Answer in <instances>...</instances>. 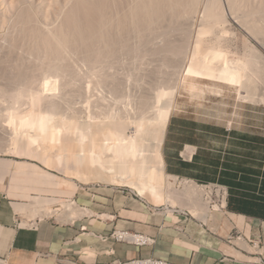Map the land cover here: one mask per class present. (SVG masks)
Masks as SVG:
<instances>
[{"label":"rangeland","instance_id":"374dc122","mask_svg":"<svg viewBox=\"0 0 264 264\" xmlns=\"http://www.w3.org/2000/svg\"><path fill=\"white\" fill-rule=\"evenodd\" d=\"M81 1L0 0V154L37 160L59 182L55 196H50L56 198L32 196L30 204L34 197L45 199L43 210L52 209L49 216L65 222L63 202L67 200L58 195L77 188L89 201L88 209L117 214L130 226L141 228L148 212L165 211L168 219L179 214L205 224L213 236L241 252L242 258L256 256L248 245L245 249L235 245L239 233L231 230L235 217L226 213L224 201L222 208L215 205L217 211L212 210L211 188L164 172L161 145L181 91L195 106H212V101L224 99L237 106H264V42H259L264 37L258 40L250 30L252 20V24L264 22L259 20L264 17V0ZM77 27L84 33L91 30L95 40L92 34V42L85 39L89 32L80 37ZM234 61L241 63L239 68L255 86L248 96L240 82L231 79L228 63ZM194 68L210 72L204 70L198 76ZM79 117L84 129L70 135L74 130L70 122ZM143 171L146 177L139 179ZM127 181L145 182V191L139 193ZM100 204H108L111 212ZM31 206L34 212L26 208L20 214L24 224L30 217L45 214Z\"/></svg>","mask_w":264,"mask_h":264},{"label":"crops","instance_id":"0c3cea01","mask_svg":"<svg viewBox=\"0 0 264 264\" xmlns=\"http://www.w3.org/2000/svg\"><path fill=\"white\" fill-rule=\"evenodd\" d=\"M187 97L184 91L180 92L166 124L161 145L164 172L176 178L225 187L226 213L235 217L231 230L237 229L246 238H261L264 235V106H237L232 100L224 99L203 107L195 106ZM56 184L59 182L54 174L39 161L0 154L1 261L111 264L115 260L152 256L172 264H254L256 259L247 255L242 258L241 252L222 243L204 228L205 224L179 214L178 218L168 219L165 211L160 215L148 212L141 228L117 219V214H106L102 209L94 212L90 208V214L64 218L65 222L49 215H37L24 224L21 212L26 208L34 212L31 197L56 198L50 197L55 196ZM58 196L85 204L81 207L90 206L77 188L64 189ZM100 206L111 212L108 204ZM118 228L144 234L151 241L136 244L117 240L112 233Z\"/></svg>","mask_w":264,"mask_h":264},{"label":"bare ground","instance_id":"6f19581e","mask_svg":"<svg viewBox=\"0 0 264 264\" xmlns=\"http://www.w3.org/2000/svg\"><path fill=\"white\" fill-rule=\"evenodd\" d=\"M86 1V0H85ZM84 1V2H85ZM81 2H83V0L81 1ZM88 2V1H87ZM94 3V2H93ZM78 4V3H77ZM76 4V5H77ZM83 4V3H82ZM261 5H262V2H261ZM95 6V5H94ZM81 7V6H80ZM96 7V6H95ZM94 7V8H95ZM261 7V6H260ZM264 7V6H263ZM71 8V7H70ZM73 8V7H72ZM262 8V7H261ZM76 9V8H75ZM97 9V8H96ZM95 9V10H96ZM99 9V8H98ZM264 10V9H263ZM71 11V10H70ZM78 11V10H77ZM77 11H75V13H77ZM102 11V10H101ZM260 11V10H259ZM79 12V11H78ZM82 12V11H81ZM68 13V12H67ZM74 13V15H76ZM84 13V12H83ZM100 13V12H99ZM253 13H256V12H253ZM103 14H105V13H103ZM261 14V13H260ZM264 14V13H263ZM78 15V14H77ZM83 16V15H82ZM249 16V15H248ZM261 16H262V14H261ZM77 17V16H76ZM87 17H89V16H87ZM91 17V16H90ZM110 17V16H109ZM133 17V16H132ZM220 17V16H219ZM218 17V18H219ZM258 17V16H257ZM71 18V17H70ZM78 18L80 19V15L78 16ZM85 18V17H84ZM103 18V17H102ZM101 18V19H102ZM124 18H125V16H124ZM123 18V19H124ZM248 18V17H247ZM75 19V18H74ZM82 19V18H81ZM92 19V18H91ZM251 19V18H250ZM69 20V19H68ZM83 20V19H82ZM131 20V19H130ZM129 20V21H130ZM256 20V19H255ZM259 20H263L264 21V17H263V19H260L259 18ZM78 21V20H77ZM87 21V20H86ZM93 21V20H92ZM95 21V20H94ZM119 21V20H118ZM132 21V20H131ZM88 22V21H87ZM128 22V21H127ZM137 22V21H136ZM250 22V21H249ZM252 22H253V20L251 21V25H253L252 27H251V29L250 30H252L251 32H248V33H251V34H253L254 36H255V38L257 37V39L259 40V36L261 37H264V22H262V23H260L261 21H257L258 23H260V24H258L256 21V23H253L252 24ZM79 23H81V21H79ZM86 23V22H85ZM121 23V22H120ZM68 24V23H67ZM70 24V23H69ZM131 24H132V22H131ZM209 24V23H208ZM66 25V24H65ZM93 25H95V23L93 24ZM115 25V24H114ZM124 25V24H123ZM248 25V24H247ZM67 26V25H66ZM97 26V25H96ZM100 26V25H99ZM206 26H207V24H206ZM244 26H245V22H244ZM110 27V26H109ZM212 27V26H211ZM246 27V26H245ZM78 29H79V27H77ZM81 28V27H80ZM104 28V27H103ZM117 28V27H116ZM115 28V29H116ZM119 28V27H118ZM248 28V27H247ZM100 29H102V28H100ZM120 29V28H119ZM249 29V28H248ZM80 30V29H79ZM78 30V31H79ZM107 30V29H106ZM121 30V29H120ZM119 30V31H120ZM127 30V29H126ZM247 30V29H246ZM74 31V30H73ZM77 31V32H78ZM82 31V33H84L83 32V30H80V32ZM91 30H89L88 29V31L86 30L85 32H89V35L87 34V33H84V34H82V33H80L79 34V32H78V34L80 35V37H82V38H84V35H86V37H85V39L88 37L89 39H90V35L93 33L92 31V33L90 32ZM108 31H110V30H108ZM118 31V30H117ZM71 32H72V30H71ZM76 32V33H77ZM97 32L99 33V30L97 29ZM113 32V31H112ZM121 32V31H120ZM184 32V31H183ZM191 32V31H190ZM116 33V32H115ZM125 33V32H124ZM187 33H188V31H187ZM77 34V35H78ZM121 34V33H120ZM93 36H92V38L96 35H94V34H92ZM118 35V34H117ZM161 35V34H160ZM76 36V35H75ZM103 36V34L101 35V37ZM106 36H108L107 34H106ZM68 37V36H67ZM71 37V36H70ZM97 37V36H96ZM95 37V38H96ZM121 37H123L122 35L120 36V39H122ZM261 37V38H262ZM63 38H65L64 36H63ZM92 38L90 39L91 40V42L93 41V40H95L94 38H93V40H92ZM110 38H111V35H110ZM182 38V37H181ZM89 39H87V40H89ZM97 39V38H96ZM147 39H148V37H147ZM147 39H145V40H147ZM253 39H254V37H253ZM64 40V39H63ZM89 40V41H90ZM98 40V39H97ZM106 40V39H105ZM111 40V39H110ZM117 40V39H116ZM257 40V41H258ZM76 40H74V42H75ZM107 41V40H106ZM141 41V40H140ZM185 41V40H184ZM65 42H67V40L65 41ZM73 42V41H72ZM71 42V43H72ZM77 42H79V41H77ZM91 42H90V44H91ZM109 42H111V41H109ZM108 42V43H109ZM114 42V41H113ZM118 42V41H117ZM116 42V43H117ZM144 42V41H143ZM259 42H262V44H263V42H264V40L262 41V39H261V41L259 40ZM95 43H96V41H95ZM126 43H128L127 41H126ZM78 44V43H77ZM81 44V43H80ZM110 44V43H109ZM130 44V43H129ZM260 44V43H259ZM261 44V45H262ZM74 45V44H73ZM92 45V44H91ZM105 45V44H104ZM107 45V44H106ZM141 45V44H140ZM94 46H95V44H94ZM108 46V45H107ZM42 47V46H41ZM104 47V46H103ZM106 47V46H105ZM135 47H137V46H135ZM146 47V46H145ZM183 47V46H182ZM263 47H264V44H263ZM144 48V47H143ZM101 49V48H100ZM99 49V50H100ZM134 49V48H133ZM183 50H184V48H182ZM182 49H181V52H183L182 51ZM188 49V48H187ZM39 50V49H38ZM65 50H67V49H65ZM91 50H93L92 48H91ZM108 50V49H107ZM165 50V49H164ZM95 51V50H94ZM98 51V50H97ZM110 51V50H109ZM113 51V50H112ZM111 51V52H112ZM50 52V51H49ZM53 52V51H52ZM63 52V51H62ZM61 52V53H62ZM82 52H84V51H82ZM86 52V51H85ZM158 52V51H157ZM37 53V52H36ZM55 53V52H54ZM57 53V52H56ZM67 53V52H66ZM72 53V52H71ZM95 53H96V51H95ZM94 52H93V54H95ZM156 53V52H155ZM163 53V52H162ZM64 54V53H63ZM74 54V53H73ZM99 54V53H98ZM51 55H53V54H51ZM154 55V54H153ZM74 56V55H73ZM87 56V55H86ZM96 56H99V55H96ZM51 57V56H50ZM54 57V56H53ZM68 57V56H67ZM102 57V56H101ZM114 57V56H113ZM172 57V56H171ZM61 58V57H60ZM66 58V57H65ZM64 58V59H65ZM75 58V57H74ZM114 58H116V57H114ZM63 59V60H64ZM67 59V58H66ZM91 59V58H90ZM93 59V58H92ZM91 59V60H92ZM60 60H62V59H60ZM64 61H66V60H64ZM64 61H62V62H64ZM73 61H75V60H73ZM89 61V60H88ZM73 63V62H72ZM8 65V64H7ZM228 65H229V67L230 68H228L230 71H229V73H230V75H231V79H233V80H237V81H239L240 82V87H242V89L244 88L245 90H246V92H247V96L249 95V94H251V88H252V83L253 82H251V79L248 77V75L246 76L245 74H244V72H243V68L241 69V68H239V66H241V63H240V65H239V62L238 61H234V62H231L230 64L228 63ZM227 65V66H228ZM198 66V65H197ZM199 68V67H198ZM71 69H73V68H71ZM75 69V68H74ZM195 69V68H194ZM199 69H202V68H199ZM208 69V68H207ZM4 70H6V69H4ZM18 70V69H17ZM197 70V68L195 69V71ZM205 70V69H204ZM204 70H203V72H202V70L200 71L201 72V74H200V72H195V73H197V75L198 76H200V75H203L204 74ZM68 71H70V70H68ZM73 71H75V70H73ZM78 71V70H77ZM141 71V70H140ZM86 72H89V71H86ZM205 72H206V70H205ZM208 72H210V71H208ZM208 72H206V74H209ZM9 73V72H8ZM83 73V72H82ZM141 73V72H140ZM144 73V72H143ZM195 73H194V75H195ZM200 75H199V74ZM203 73V74H202ZM205 74V75H206ZM3 75V74H2ZM73 75V74H72ZM77 75V74H76ZM86 75V74H85ZM142 75V74H141ZM140 75V76H141ZM47 76V75H46ZM75 76V75H74ZM73 76V77H74ZM242 76H243V78L245 77V79L243 80L242 79ZM66 77H67V75H66ZM76 77V76H75ZM79 77V76H78ZM70 78H72V77H70ZM1 79V78H0ZM6 79V78H5ZM11 79H12V77H11ZM28 79V78H27ZM73 79H75V78H73ZM77 79V78H76ZM86 79V78H85ZM89 79V78H88ZM2 80V79H1ZM57 80V79H56ZM69 80V79H68ZM91 80V79H90ZM49 81H50V79H49ZM158 81V80H157ZM160 81V80H159ZM54 82H56V81H54ZM77 82V81H76ZM135 82V81H134ZM12 83V82H11ZM130 84L132 83V81L131 82H129ZM136 83V82H135ZM47 84V83H46ZM52 84V83H51ZM133 84V83H132ZM12 85V84H11ZM48 85V84H47ZM56 85V84H55ZM94 85V84H93ZM128 85V84H127ZM160 85V84H159ZM52 86V85H51ZM129 86V85H128ZM136 86H137V84H136ZM145 86V85H144ZM11 87V86H10ZM18 88H20L19 86H17ZM139 87V86H138ZM56 88V87H55ZM83 88V87H82ZM145 88V87H144ZM147 88V87H146ZM150 88V87H149ZM253 88H255V86H253ZM120 89V88H119ZM136 89V88H135ZM141 89V88H140ZM18 90V89H17ZM47 90V89H46ZM52 90V89H51ZM50 90V91H51ZM137 90V89H136ZM142 90V89H141ZM143 90H145V89H143ZM244 90V91H245ZM254 90V89H253ZM253 90H252V92H253ZM9 91V90H8ZM23 91V90H22ZM33 91V90H32ZM35 91V90H34ZM49 91V90H48ZM10 92V91H9ZM90 92H91V90H90ZM94 92H96V91H94ZM138 92H139V90H138ZM145 92H146V90H145ZM246 92L244 93V94H246ZM255 92V91H254ZM4 93V92H3ZM8 93V92H7ZM24 93V92H23ZM42 93V92H41ZM45 93H47V92H45ZM75 93V92H74ZM5 94V93H4ZM19 94H21V92L19 93ZM49 94V93H48ZM50 94H52V93H50ZM136 94H137V92H136ZM135 94V95H136ZM139 94V93H138ZM35 95H36V93H35ZM43 95V94H42ZM18 96H20V95H18ZM33 97H35V96H33ZM246 97V96H245ZM50 98H51V96H50ZM18 99V98H17ZM37 99H39V98H37ZM143 99V98H142ZM246 99H247V97H246ZM255 99V98H254ZM45 100V99H44ZM63 100V99H62ZM141 100V99H140ZM147 100V99H146ZM145 100V101H146ZM253 100V99H252ZM54 101V100H53ZM57 101V100H56ZM61 101V100H60ZM143 101V100H142ZM251 101V100H250ZM68 102V101H67ZM141 102V101H140ZM48 103V102H47ZM46 103V104H47ZM59 103V102H58ZM64 103V101L62 102V104ZM66 103V102H65ZM138 103H139V101H138ZM146 103V102H145ZM150 103V102H149ZM55 104V103H54ZM44 105V104H43ZM57 105V104H56ZM152 104H150V106H151ZM52 107V106H51ZM66 107V106H65ZM59 108H60V106H59ZM14 109V108H13ZM55 109V108H54ZM57 109V108H56ZM165 109V108H164ZM5 110V109H4ZM15 110V109H14ZM41 110V109H40ZM58 110V109H57ZM147 110V109H146ZM7 111H8V109H7ZM10 111V110H9ZM16 111V110H15ZM45 111V110H44ZM151 111V110H150ZM5 112V111H4ZM3 112V113H4ZM13 112V111H12ZM152 112V111H151ZM154 112V111H153ZM9 113V112H8ZM16 113V112H15ZM144 113H145V111H144ZM167 113H168V111H167ZM6 114V113H5ZM11 114V113H10ZM9 114V115H10ZM37 114V113H36ZM49 114V113H48ZM51 114V113H50ZM149 114V113H148ZM24 115V114H23ZM41 115H43V113L41 114ZM56 115V114H55ZM73 115V114H72ZM7 116H8V114H7ZM13 116V114L11 115V117ZM38 116V115H37ZM36 116V117H37ZM45 116V115H44ZM43 116V117H44ZM58 116V115H57ZM77 116V115H76ZM16 117V116H15ZM25 117V116H24ZM67 117H68V115H67ZM73 117V116H72ZM82 118V117H81ZM39 119V118H38ZM42 119V118H41ZM49 119V118H48ZM79 119H80V117H79ZM17 120V119H16ZM43 120H44V118H43ZM46 120H47V118H46ZM33 121V120H32ZM32 121H30V122H32ZM52 121V120H51ZM63 121V120H62ZM66 121H67V119H66ZM42 122V121H41ZM34 122H32V124H33ZM49 123V122H48ZM84 123H85V121H84ZM31 124V123H30ZM29 124V125H30ZM39 124V123H38ZM68 124H69V120H68ZM33 125H35V124H33ZM56 125V124H55ZM59 125H60V123H59ZM31 126V125H30ZM35 126H37V125H35ZM50 126H51V124H50ZM72 127V128H71ZM84 127V124H83V122H82V120L80 119V120H78V119H75V120H72L71 122H70V129H74L73 131H76V132H73L72 131V133H71V130H70V135H73V134H76V133H81V132H79L81 129H84L83 128ZM27 128H29V127H27ZM33 128V127H32ZM40 128H42L43 129V127H40ZM45 128V127H44ZM55 128V127H54ZM60 128H63L62 127V124H61V127ZM10 129H12V128H10ZM31 129V128H30ZM35 129V128H34ZM41 129V130H42ZM50 129V128H49ZM65 129H66V127H65ZM64 129V130H65ZM78 129H79V131H78ZM51 130H52V128H51ZM67 130V129H66ZM30 131V130H29ZM38 131H40V130H38ZM85 131V130H84ZM8 132H10V131H8ZM59 132V131H58ZM61 132V131H60ZM2 133V132H1ZM3 133H4V131H3ZM21 133V132H20ZM32 133V132H31ZM62 133V132H61ZM69 133V132H68ZM25 134H26V132H25ZM39 134H41V133H39ZM82 134H83V132H82ZM19 135H21V134H19ZM18 135V136H19ZM37 135H38V132H37ZM42 135V134H41ZM40 135V136H41ZM69 135V134H68ZM8 136V135H7ZM58 136V135H57ZM60 136V135H59ZM85 136H86V134H85ZM84 136V137H85ZM3 137V136H2ZM1 137V138H2ZM10 137V136H9ZM37 137V136H36ZM39 137V136H38ZM41 137H43V136H41ZM40 137V138H41ZM51 137V136H50ZM76 137V136H75ZM78 137H80V134H79V136ZM6 138H8V137H6ZM17 138V137H16ZM31 138V137H30ZM40 138H38V139H40ZM43 138H45V137H43ZM71 138H72V136H71ZM85 138H87V137H85ZM18 139V138H17ZM16 139V140H17ZM21 139V138H20ZM23 139V138H22ZM78 139V138H77ZM77 139H76V141H77ZM40 140H42V139H40ZM45 140V139H44ZM43 140V141H44ZM79 141H80V139H78ZM31 141V140H30ZM5 142V141H4ZM16 142H18V141H16ZM59 142H60V140H59ZM11 143V142H10ZM14 143V142H13ZM47 143H49V142H47ZM55 144V143H54ZM53 145V144H52ZM61 145V144H60ZM44 147V146H43ZM46 147V146H45ZM44 147V148H45ZM42 149V148H41ZM48 150H49V148H48ZM40 151V150H39ZM46 151V150H45ZM61 151V150H60ZM62 153V152H61ZM58 156V155H57ZM139 177V179L141 178V179H144L145 177H146V174H145V171H143L142 173H140V175H138ZM107 178V177H106ZM134 180V179H133ZM135 180H137V179H135ZM186 180H188V181H190L189 179H186ZM121 181V180H120ZM138 181V180H137ZM140 181V180H139ZM197 187H201V188H211L210 186H208V187H204V186H201V185H199V184H197L195 181H193V180H191ZM128 182V181H127ZM128 183H131V182H128ZM132 185H134L137 189H138V191H139V193H143L144 191H145V182L144 183H140V184H135V182H132L131 183ZM193 190V189H192ZM191 190V191H192ZM188 191V190H187ZM186 191V192H187ZM189 192V191H188ZM187 194V193H186ZM190 194V193H189ZM45 199H43V198H41V197H34V200H32V202H31V204L30 205H34V206H38V207H40V210H41V212L42 213H45V214H48V213H50V212H52L51 210L49 211V209H44L43 210V207H44V204H45ZM47 202V201H46ZM197 202V201H196ZM195 202V207L196 206H198L199 204H197ZM194 203V202H193ZM208 203V202H207ZM55 204V203H54ZM64 204V205H63ZM63 206L65 207V211H66V218H68L69 220L70 219H73V218H75V217H78V216H82V215H88V214H90L92 211L90 210V209H88V208H86V207H81V206H79V205H77L74 201H72V200H67L66 202H63ZM225 204H226V202L224 201V206H225ZM201 205V204H200ZM221 206V208L223 207V203L220 205ZM197 208V207H196ZM206 211V210H205ZM207 212V211H206ZM205 212V213H206ZM53 213V212H52ZM38 214H41V213H38ZM45 214H42V215H45ZM49 215V214H48ZM201 215H203L204 216V214H201ZM206 215V214H205ZM206 216H208V215H206ZM205 216V217H206ZM235 244L236 245H238L240 248H243V246H249V247H247V248H252L250 245H249V243H248V241L245 239V238H242V237H237L236 239H235ZM243 249H245V247L243 248ZM248 250V249H247ZM0 264H6V263H4L3 261H1L0 260Z\"/></svg>","mask_w":264,"mask_h":264},{"label":"built area","instance_id":"2783aa9c","mask_svg":"<svg viewBox=\"0 0 264 264\" xmlns=\"http://www.w3.org/2000/svg\"><path fill=\"white\" fill-rule=\"evenodd\" d=\"M197 183V182H196ZM201 186L208 187L210 186L212 189V210L217 211L214 209L215 205H221L223 201L226 202L227 200V192L225 187L215 184V183H208V184H202L197 183ZM223 208H227L226 204ZM237 237H244L241 233H237ZM112 236L116 238L117 240H124L129 242H134L136 244H144L146 242L151 241V239L144 235L139 233H132L127 230L122 231H114L112 233ZM230 239V237H229ZM248 243L252 246L255 253V261L254 264H264V242H262L260 237L257 238H246ZM231 242V240H229ZM111 264H172L168 260L161 259V258H155L152 256H144V257H134L126 260H115Z\"/></svg>","mask_w":264,"mask_h":264}]
</instances>
